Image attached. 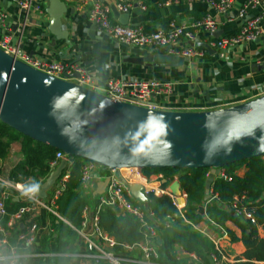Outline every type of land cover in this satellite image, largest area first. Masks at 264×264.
Here are the masks:
<instances>
[{"label":"crops","instance_id":"obj_1","mask_svg":"<svg viewBox=\"0 0 264 264\" xmlns=\"http://www.w3.org/2000/svg\"><path fill=\"white\" fill-rule=\"evenodd\" d=\"M116 1L61 0L66 7L61 18V26L62 30L68 33V40L72 44L70 47L64 39L55 38L48 31L50 16L46 13V8L49 6V0H35L36 3L29 10H22L13 0H0V12L6 15V22L11 28L12 41L21 44L25 53L55 61L79 62L91 75L94 90L99 93L110 79L166 80L172 83V93L152 100L163 110L174 111L222 108L253 99L261 94L264 88V63L260 60L264 55V36L221 51H206L203 57L184 59L182 66L171 67L165 63L139 65L129 62L133 56L130 53L132 47L116 43L110 36L100 31L89 17L90 9L95 2H99L103 6L110 7L111 21L139 26L144 33L150 34L157 30L167 31L181 24L190 25L207 13H211L218 23L216 30L218 36L225 37L236 34L243 24L244 19L239 17L237 12L246 0H233L229 9L223 13L213 12L208 0H139L127 14L113 8ZM36 4H39L40 11L35 9ZM140 4H144L146 8L141 9ZM259 7L264 8V0ZM258 9L260 8H250L246 17L254 15ZM209 38H211L209 35L200 32L195 45L202 46L204 40ZM146 49L153 54H167L164 48ZM76 55L79 56V60L76 59ZM65 158L68 168L70 161L68 157ZM22 159L20 142H10L7 154L3 158L0 157L1 173L8 177ZM49 168L52 171L50 165ZM222 168L228 174L242 177L247 165L240 162ZM108 170H102L98 166L94 174L97 178L92 180L90 189L88 191L82 189L87 200L84 208L88 207L90 213L85 227H82L81 223L78 228L72 227L74 233L59 232L56 226L58 221L55 219L57 216L47 208L51 205L50 198L56 184L47 189L44 198L39 197L40 186L48 175L44 179L39 176L36 178L28 176L24 180L17 181L27 190L34 191L39 201H24L11 191V199L6 201L8 214L14 213L23 205H29L31 209L27 210L13 227L7 225L8 216L0 220L6 230L7 241L0 244V264H111L104 258L97 260L94 251L87 248V238L95 241L92 223V213L95 212L98 196L95 193L105 180V173ZM160 175L163 176L161 173L146 175L147 182L134 179L142 186L143 193L145 188L153 189L147 195V202L133 197V203L139 204L145 210L147 224L156 230L152 239V246L157 252V257L152 258L154 264H217L214 256L217 257L219 251L227 255V262L221 264H236L246 260L244 234L252 229L257 238L264 237L262 225L254 227L235 216L226 209V203L216 204L218 210L230 215L223 221L209 215L206 207L210 202L205 201L204 197L203 203L188 216L185 212L187 193L182 189L178 176L174 175L171 179H167L164 176L160 178ZM174 181L179 182L177 195L185 197V206L181 213L178 212L171 198V194L174 193L171 192L170 186ZM162 195L170 198L176 210L157 215L148 205V196ZM200 208L203 210L200 211ZM105 209L114 212L117 218L134 219L138 225L137 231L141 235L140 239L131 243L119 242L113 233L102 227L101 230L116 242L113 253L120 258V264H144L140 245L146 239L145 227L132 214L116 208ZM81 217L83 218L82 213ZM57 218L62 219L61 216ZM21 234L32 235L33 242L26 245L19 238ZM58 236L61 237L63 246L56 242ZM54 247L58 249L55 250Z\"/></svg>","mask_w":264,"mask_h":264},{"label":"water","instance_id":"obj_2","mask_svg":"<svg viewBox=\"0 0 264 264\" xmlns=\"http://www.w3.org/2000/svg\"><path fill=\"white\" fill-rule=\"evenodd\" d=\"M65 11L61 0H49L48 31L70 47L68 33L61 26ZM204 48L213 51L208 45ZM130 53L133 64L172 67L184 63L182 57L153 54L146 48H132ZM71 77L77 74L49 75L0 48V124L67 157L105 169L208 168L205 201L220 168L264 158V88L259 96L231 106L174 111L115 101L68 80ZM66 166L67 159H62L48 174L39 197H45ZM106 186L104 180L95 194L103 193ZM129 188L134 198L147 202L140 184ZM170 189L177 194L179 182L174 181Z\"/></svg>","mask_w":264,"mask_h":264},{"label":"built area","instance_id":"obj_3","mask_svg":"<svg viewBox=\"0 0 264 264\" xmlns=\"http://www.w3.org/2000/svg\"><path fill=\"white\" fill-rule=\"evenodd\" d=\"M19 8L22 10H29L36 3L35 0H13ZM139 0H117L114 4V8L120 12L127 14L132 6ZM233 0H208L210 7L215 13H223L229 9ZM263 0H246L238 9V16L243 18V24L240 26L238 32L229 36H213L216 32L218 23L216 18L211 13H207L203 18L197 20L190 25L181 24L173 26L167 31L157 30L153 33H144L139 26H129L113 22L109 18L110 7L108 5H102L99 2H95L93 7L89 11L90 20L98 29L108 36H110L116 43L132 48H149L157 47L164 48L166 53L171 56L182 57L188 59L191 57H203L207 51L204 46L208 45L213 50H224L230 47L237 46L239 44L250 42L255 39L264 36V8L259 7L262 5ZM141 9H145L144 4H140ZM252 7L260 8L257 12L249 17L246 15L249 9ZM35 9L40 11L39 4L35 5ZM0 29L2 34L0 35V48L14 58L19 59L26 64L45 72L49 75L64 78L65 75L77 74V77H71L68 80L77 83L80 86L87 87L94 90L93 80L91 75L85 70V68L75 61H55L47 57H35L29 55L23 51L21 44H17V41H12V34L10 25L6 22V15L0 12ZM200 32L209 35L211 38L204 40V45L201 47L195 45L198 34ZM187 41V43H184ZM200 47V48H198ZM203 48V49H201ZM205 49V50H204ZM261 63H264V55H262ZM95 91V90H94ZM102 94L110 97L112 100L128 102L138 106H143L151 109H162L157 103L152 100L156 97H166L172 93V83L166 80L160 79H135V80H123V79H110L106 82L102 89ZM67 157L62 151L57 150L54 160L49 165L54 170L60 160ZM69 158V157H68ZM264 160V158H262ZM100 167V166H99ZM102 168V167H100ZM98 165L86 161L82 166L81 171V188L88 191ZM1 170V162H0ZM124 171V173H120ZM105 180H107V186L103 193L97 196V205L95 212L92 213L93 223V239L87 238L88 250L94 251L95 258L97 260L104 258L111 264H120V258L115 256L113 249L116 242L112 237L104 233L98 225V214L105 208H116L122 210L125 213L135 216L146 229V239L143 244L140 245L143 251V263L154 264L152 258L157 257V252L152 246V239L155 236L156 230L147 224V213L137 203H133V196L130 192V184L137 183L134 179H138L147 182L146 175H143V171L137 168L129 167L124 169H109L105 173ZM124 174V175H121ZM69 177V170H64L59 178L56 180L55 189L52 197L50 198L51 205L47 207L55 216L60 217L56 212V201L62 194L66 187V183ZM163 177L162 175L159 176ZM217 177L230 181L233 179V175L228 174L223 168L219 169ZM153 189H144V194L147 196ZM13 191L19 198L38 202V198L34 191L27 190L21 182H15L10 180L7 176L3 175L0 171V220L8 216L7 225L13 227L22 215L31 209L29 205L21 206L17 211L12 214H8L6 209V201L11 199ZM179 194V192L177 193ZM171 194L172 201L176 206L179 213L185 206L184 195ZM210 198L207 202L218 200L217 193L213 191L211 184L209 190ZM175 195L178 197L176 198ZM186 196V194H185ZM187 197V196H186ZM180 199V200H179ZM221 204H223L221 202ZM225 204V202H224ZM264 205V201L259 203V200H253L245 191L232 195L231 199L226 202V209L233 212L235 216L240 219L249 222L254 227L262 225L258 222L256 217V210L259 206ZM90 213V209L85 207L82 210V222L81 226L85 227L87 223V216ZM263 226V225H262ZM79 234H82L79 232ZM6 230L0 222V244L6 243ZM19 238L29 245L33 242L34 237L21 234ZM98 238V240H96ZM132 248L133 246H127ZM217 264L227 262V255L219 251V254L214 256ZM257 264H264V261L256 262Z\"/></svg>","mask_w":264,"mask_h":264},{"label":"trees","instance_id":"obj_4","mask_svg":"<svg viewBox=\"0 0 264 264\" xmlns=\"http://www.w3.org/2000/svg\"><path fill=\"white\" fill-rule=\"evenodd\" d=\"M12 141L20 142L23 159L17 163L8 175V178L15 182L24 180L28 176H32L33 178L39 176L44 179L51 171L49 163L54 160L57 150L31 140L30 138L0 124L1 158L5 157L7 154L9 144ZM69 161L70 165H68V168L66 167V169H69V177L64 191L56 201L55 208L56 212L62 217V219L55 218L58 221L56 226L61 233H66V231L68 233H74V228L72 229V227L78 228L80 226L82 209L87 204L85 195L82 193L80 182L82 166L87 160L78 157H69ZM241 162H244L247 165V170L242 177L234 176L230 181H227L222 177H217L212 183L213 191L217 193L218 200L211 201L206 208L208 209L210 216H213L216 219L218 218L221 221L230 217V215L218 210L216 204L228 202L232 195L236 193L245 191L253 200H259V203L264 201L263 159L257 157ZM235 164L236 163L225 167L227 168ZM102 170L107 169L102 168ZM142 171L145 175L161 173L164 178L167 179H171L174 175H177L182 189L187 193L185 212L188 216H190V214H192L196 208L203 203L205 180L209 171L208 168H161L143 169ZM148 205L157 215L171 213L176 210L172 205L170 198L166 195L148 196ZM255 214L258 222L264 227V205L259 206ZM98 215L99 227L101 229L104 227L113 233L119 242L125 241L131 243L140 239L141 235H139L137 231L138 225L134 219L117 218L115 213L108 209L101 210ZM63 219L66 221H63ZM69 235L72 236L71 234ZM56 242H58L60 246H63L60 236H58ZM244 243L246 246L244 258L246 260L236 264H256L255 261H264V237L257 238L255 231L250 229L248 233L244 234ZM54 249L56 250L58 247H54Z\"/></svg>","mask_w":264,"mask_h":264},{"label":"rangeland","instance_id":"obj_5","mask_svg":"<svg viewBox=\"0 0 264 264\" xmlns=\"http://www.w3.org/2000/svg\"><path fill=\"white\" fill-rule=\"evenodd\" d=\"M120 173H124L123 171H121ZM135 182V181H134Z\"/></svg>","mask_w":264,"mask_h":264},{"label":"bare ground","instance_id":"obj_6","mask_svg":"<svg viewBox=\"0 0 264 264\" xmlns=\"http://www.w3.org/2000/svg\"><path fill=\"white\" fill-rule=\"evenodd\" d=\"M124 172V171H123Z\"/></svg>","mask_w":264,"mask_h":264}]
</instances>
